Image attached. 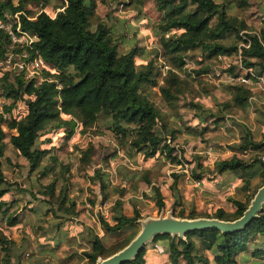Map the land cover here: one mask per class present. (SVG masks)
<instances>
[{"label": "trees", "instance_id": "1", "mask_svg": "<svg viewBox=\"0 0 264 264\" xmlns=\"http://www.w3.org/2000/svg\"><path fill=\"white\" fill-rule=\"evenodd\" d=\"M144 0H128L129 4L142 5ZM160 16L156 30L161 33L159 44L162 58L168 70L158 86L160 95L167 106L176 110L179 97L187 90L189 84L197 82L207 74V68L193 71V75L181 78L179 72L184 68L189 52L200 50L206 57L228 56L239 54L241 68L252 69L257 75L264 76V33L261 35H240L246 29L244 21L238 20L229 13L234 7L245 8L247 0H153ZM28 4L45 6L47 0H0V21L9 25L14 35L21 33L33 35V40L22 43L19 48H11L10 33L0 27V59L8 54H19L24 61L40 57L44 61L42 80L35 77L26 78L24 72L12 76L10 72L0 70V95L9 103L4 107V116L0 114V224L8 227L19 222V215L11 211L13 202H7L5 195L11 191L4 175L3 157L7 143L27 161L29 173L40 171L46 176L50 166L42 167V161L50 149H40L36 146L39 137L62 130L65 136H70L78 126L80 132H86L94 127H104L110 131L120 147L140 152L144 159L153 158L164 153L171 162H177L171 156L173 147L166 143L155 127L158 123L166 129V122L160 109L155 105L146 89L156 84L157 72L152 60L142 65L136 63L137 54L141 49L133 46L120 52L119 42L113 36L112 30L105 23L98 22L92 28L90 18L95 9V0H61L60 8L54 16L44 11L32 14ZM17 15L14 17V15ZM10 16V18H8ZM232 34L235 41L226 45L222 40ZM242 45H238V43ZM231 66L228 71L233 72ZM233 75H237L234 73ZM191 78V79H190ZM230 97L219 103L218 115L211 110L201 109L203 114L197 115L204 122L206 117L219 115L224 110L237 106L242 110L248 107L251 88L244 84L227 86ZM17 105L22 106L17 111ZM197 108L198 105H191ZM264 116V113L261 112ZM215 121V122H216ZM217 121V122H218ZM261 122V121H260ZM264 124V121H262ZM14 133L5 139L7 133L3 126ZM206 127H203V130ZM167 138L173 140L175 131L167 133ZM264 134L256 141L250 132L246 131L238 144L230 146L239 153H260L249 159L233 154L230 158L217 160L210 172L215 175L233 173L239 177L241 189L250 194L251 181L258 179L253 194L264 184ZM93 152L89 145L81 151L80 160L88 162ZM56 163L55 156H48ZM200 167V166H198ZM196 178L200 173L193 172ZM148 172L143 173L142 180L151 184ZM134 190L135 180L140 177L138 171L126 174ZM89 179L98 184L103 202L112 196L109 174L102 168L95 169ZM177 176L173 181V191L176 196ZM42 193L50 208L45 212L56 218H74L77 216L76 203L68 199L66 187L55 196V185H42ZM125 189H119L122 196ZM153 199L158 210L164 207V201L157 187H151ZM252 194V196H253ZM251 196V197H252ZM251 197L247 200L229 198L232 211L218 208L212 214L204 217L225 221L239 219L247 209ZM123 202L117 199L112 207L111 221L100 217V225L108 234L119 236L122 231L130 230L128 237L119 244L105 246L102 239L92 235L91 251L82 253L84 264H94L101 257H107L126 246L136 235L140 214L133 207V215L122 212ZM32 210V209H31ZM37 213L38 208L33 209ZM177 217L194 219L199 214L196 211L184 216L180 210ZM56 226V225H55ZM57 227V226H56ZM161 244L163 257L169 264H264V205L241 229L233 232H222L217 229H202L185 233L184 237L160 234L154 237L152 244ZM13 241L5 236L0 229V247L4 253L5 264L9 263ZM145 247L137 256L122 264H146Z\"/></svg>", "mask_w": 264, "mask_h": 264}, {"label": "rangeland", "instance_id": "2", "mask_svg": "<svg viewBox=\"0 0 264 264\" xmlns=\"http://www.w3.org/2000/svg\"><path fill=\"white\" fill-rule=\"evenodd\" d=\"M247 1L245 8L236 6L229 10V13L244 21L246 29L241 30L240 35L243 37L247 34L261 35L264 33V0ZM60 3L61 0H47L45 6L28 4L26 9L32 14L44 11L54 16L61 10ZM159 16L153 0H144L142 5L129 4L128 0H95V9L90 21L92 28L98 22L105 23L111 28L113 36L119 42L120 52L133 46L141 49L136 57L138 65L152 60L154 70L158 74L156 84L149 85L146 93L160 109L166 122V129L161 128V124L158 123L155 131L173 147L171 156L175 157L177 162H171L164 153L144 159L140 152L120 147L112 133L103 126L91 128L86 132H80V128L76 126L68 137L60 130L37 139L36 146L40 149H50L42 161V167L50 166L51 169L46 176H41L38 173L40 171L29 173L26 159L7 143L3 168L12 188L5 195V199L7 202H13L10 212L15 211L19 215V222L14 226L8 227L5 222L0 224L1 232L14 243L11 247L10 264H84L82 253L91 251L92 235L100 237L103 244L108 247L121 243L128 237L130 230L122 231L119 236L108 234L99 222L100 217H103L112 223V207L117 199L122 200V212L125 215L132 216L133 207L138 210L140 214L138 233L141 230V222L147 219L177 217L180 210L186 216L193 209L199 214L198 218H207L203 215L212 214L218 208L232 211L233 206L229 198L245 201L252 196L258 179L251 181L252 186L248 194L241 189L237 175L230 172L215 175L210 171L215 161L230 158L233 154L245 159L261 155L259 152L239 153L230 146L238 144L246 131L250 132L256 141L262 139L264 76L257 75L252 69L242 70L238 53L226 57H206L200 50H194L188 53L186 64L178 73L179 76L181 78H186L189 74L194 76L193 71L201 68H207L208 72L197 82L189 84L176 103L177 109L172 110L166 105L158 90L168 70L159 44L161 33L155 27ZM14 17L17 19L16 14ZM6 25L9 27L11 23ZM26 34L24 38L13 37L14 42L10 49L19 48L22 43L33 40V35ZM234 41L233 35L228 34L222 43L230 45ZM238 45L242 44L239 42ZM15 56L16 59L20 58L19 54ZM231 66L234 67L232 73L228 71ZM249 70L255 78L249 85L251 95L246 110L233 106L219 114L222 116L218 122L215 120L216 116L206 117L203 122L197 116L203 114L201 109L211 110L218 115V104L229 99L227 86L235 83L227 76L234 73H249ZM9 72L11 73L9 79L12 80L17 71ZM194 104L198 107L191 106ZM16 108L20 111L22 106L17 105ZM203 127L206 129L203 130ZM3 128L7 133L5 139L7 142L8 136L14 131L7 129L6 125ZM172 130L175 131V138L170 140L167 133ZM89 145L93 147L90 159L88 162L81 161V151ZM50 155L56 157V163L47 158ZM97 168H102L109 174L113 187L112 196L106 202L102 200L99 185L89 179ZM132 171L140 173V177L134 182L136 190L126 176ZM145 172H148L150 185L141 178ZM193 172L200 173L201 177L196 178ZM175 176L176 196L172 187ZM51 183L55 185V196L66 187L64 192L67 198L76 203L75 209L78 212L76 217L63 220L50 213L45 216L44 213L48 211L50 205L45 202V199L49 198L42 193L44 190L42 185ZM151 187L160 189L164 201V207L160 210L152 198ZM119 189H125L122 196L118 194ZM36 208L40 212L33 211ZM144 247L146 264H169L163 257L161 244L147 242ZM4 258L0 247V264H5Z\"/></svg>", "mask_w": 264, "mask_h": 264}, {"label": "water", "instance_id": "3", "mask_svg": "<svg viewBox=\"0 0 264 264\" xmlns=\"http://www.w3.org/2000/svg\"><path fill=\"white\" fill-rule=\"evenodd\" d=\"M264 205V184L258 188L254 197L250 200L243 215L234 221H225L216 218H177L173 216L147 219L141 222V230L122 249L114 254L101 258L94 264H122L133 260L147 242H152L155 236L169 234L171 236L184 237L185 233L202 229H217L222 232H233L241 229Z\"/></svg>", "mask_w": 264, "mask_h": 264}, {"label": "built area", "instance_id": "4", "mask_svg": "<svg viewBox=\"0 0 264 264\" xmlns=\"http://www.w3.org/2000/svg\"><path fill=\"white\" fill-rule=\"evenodd\" d=\"M0 27L5 28L11 35V38L14 39L16 35L11 31L10 27H7L6 24H3L0 22ZM24 38L26 37V33H21L20 35ZM32 41V40H30ZM29 41V42H30ZM219 57V56H218ZM44 66V61L40 58H34L31 61H24L22 59H16L13 54H8L7 57L3 60L0 59V70L5 71H17V74L20 72H24V75L26 78L29 77H35L38 81L42 80V69ZM242 70H245L246 68H241ZM249 73L240 74L237 73V75H228L227 78L231 81H233L235 84H244L246 86L251 85V82L254 80L255 75L251 72V70L248 71ZM8 104V101L6 98L2 95H0V114H3L4 116V107Z\"/></svg>", "mask_w": 264, "mask_h": 264}]
</instances>
